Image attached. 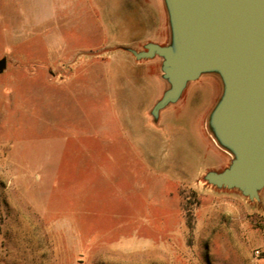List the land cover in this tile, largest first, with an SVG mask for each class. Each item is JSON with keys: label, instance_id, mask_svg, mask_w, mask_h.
<instances>
[{"label": "rangeland", "instance_id": "1", "mask_svg": "<svg viewBox=\"0 0 264 264\" xmlns=\"http://www.w3.org/2000/svg\"><path fill=\"white\" fill-rule=\"evenodd\" d=\"M150 40L163 0H0V264H264V188L203 180L220 80L154 121L161 60L125 50Z\"/></svg>", "mask_w": 264, "mask_h": 264}, {"label": "water", "instance_id": "2", "mask_svg": "<svg viewBox=\"0 0 264 264\" xmlns=\"http://www.w3.org/2000/svg\"><path fill=\"white\" fill-rule=\"evenodd\" d=\"M169 41L125 49L137 61L161 60L168 88L150 111L179 100L188 83L216 75L221 95L208 127L218 146L231 156L220 172L203 180L217 189L235 190L259 202L264 188V0H163ZM6 60H0V73Z\"/></svg>", "mask_w": 264, "mask_h": 264}, {"label": "crops", "instance_id": "3", "mask_svg": "<svg viewBox=\"0 0 264 264\" xmlns=\"http://www.w3.org/2000/svg\"><path fill=\"white\" fill-rule=\"evenodd\" d=\"M142 20H144V19H142ZM147 43H153V42H151V40H150V41L146 42L145 44H147ZM135 51H137V50H135ZM139 51H142V50H139ZM139 51H137V52H139ZM224 154L225 153L222 152V151H220V152H218L216 154H213L214 163L213 164H208L207 168L209 170H211V171H218L221 167H223L225 162H226V155H224ZM224 190H226V189H224ZM228 191H231V190H228ZM233 192H237V191L233 190ZM240 196H241V194H240ZM241 198H244V197L241 196Z\"/></svg>", "mask_w": 264, "mask_h": 264}]
</instances>
